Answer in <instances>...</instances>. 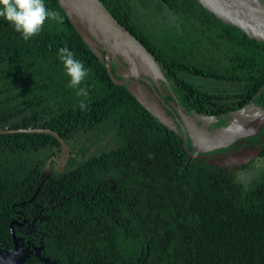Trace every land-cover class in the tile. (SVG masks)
<instances>
[{
  "label": "trees",
  "instance_id": "trees-1",
  "mask_svg": "<svg viewBox=\"0 0 264 264\" xmlns=\"http://www.w3.org/2000/svg\"><path fill=\"white\" fill-rule=\"evenodd\" d=\"M149 1L101 0L151 52L177 100L196 111L203 100L210 110V93L181 74L220 76L222 63L209 70L165 57L133 26L131 13ZM159 1L207 14L236 61L264 64L263 43L196 0ZM44 2L64 22L49 19L28 41L0 18V129H51L68 156L62 169L53 166L65 150L51 132H0V253L14 248L12 223L22 237L18 264H264V150L247 178L251 166H216L190 154L180 127L164 126L114 83L57 0ZM61 47L90 69L81 85L87 98L68 87Z\"/></svg>",
  "mask_w": 264,
  "mask_h": 264
},
{
  "label": "water",
  "instance_id": "water-1",
  "mask_svg": "<svg viewBox=\"0 0 264 264\" xmlns=\"http://www.w3.org/2000/svg\"><path fill=\"white\" fill-rule=\"evenodd\" d=\"M67 18L95 54L112 81L125 84L128 92L146 109L158 122L176 131L178 125L182 131L183 146L189 140L195 152L187 150L197 157H207V161L216 166L226 167L238 165L253 157L258 149L245 147L219 158L206 153L216 148L227 146L238 137L248 136L257 131L247 128L242 121L243 114L250 107L235 112L237 120L217 129H208L195 121L196 115L185 114L178 110L170 115L166 111L167 104L161 97V91L156 87L165 77L151 52L125 26H123L105 7L101 0H57ZM215 18L238 29L248 39L264 44V4L259 0H196ZM111 63L115 69H111ZM18 131H48L53 133L65 150L64 159L68 156V146L63 139L51 129L19 128L0 129V132L13 133ZM50 160H47L46 176ZM10 230L14 248L0 253V264H18L15 257L21 251L22 238L16 237L12 223Z\"/></svg>",
  "mask_w": 264,
  "mask_h": 264
},
{
  "label": "rangeland",
  "instance_id": "rangeland-1",
  "mask_svg": "<svg viewBox=\"0 0 264 264\" xmlns=\"http://www.w3.org/2000/svg\"><path fill=\"white\" fill-rule=\"evenodd\" d=\"M194 15L199 16L194 17ZM131 19L140 34L144 35L165 57L209 70H213V63L218 60L219 64L222 63L218 69L221 73L228 72L229 65L241 63L234 58L237 50L232 44L219 43V40L215 39L216 30L211 18L205 13L199 14V10L195 8L184 14L179 10L170 9L159 0H150L149 3L145 2L136 7L131 13ZM228 52L229 55H226ZM234 69L235 71L232 72L241 73L239 69ZM181 75L201 89L213 90L211 77L206 79L200 74L188 72H182ZM252 165L253 163L247 164L251 167L246 168L248 172L244 178L250 176L259 166H255L253 171Z\"/></svg>",
  "mask_w": 264,
  "mask_h": 264
},
{
  "label": "flooded vegetation",
  "instance_id": "flooded-vegetation-1",
  "mask_svg": "<svg viewBox=\"0 0 264 264\" xmlns=\"http://www.w3.org/2000/svg\"><path fill=\"white\" fill-rule=\"evenodd\" d=\"M259 1L264 4V0ZM233 66L236 70L239 69L241 73L232 72V70L235 71ZM233 66L229 65L228 72H223L220 76L214 75L211 78L213 80V90H205L210 93L211 100L208 101L211 105L210 110H207L208 106H206V102L203 100L199 101V103L206 106L205 111L204 106L203 110L196 111L188 109L184 103L179 102L164 74L165 80L156 89L157 91H161V97L167 104L165 108L167 113L170 115H173V112L178 114L177 108H179L185 114H195V121L208 129L221 128L232 121L234 122L237 120V117L234 115L235 112L249 106L250 110L245 111L242 121L244 120L243 123L246 122L247 128L253 127L257 131L248 136L235 138L227 146L216 148L206 153V155L211 154L213 157L219 158L245 147L258 149V152L248 161L238 165H229L244 166L252 161L259 163L257 157L264 150V64L249 67L241 62L240 64L235 63ZM62 161L63 159L55 160L53 166L57 168L60 165V169H62L64 164H62ZM17 237L22 238L21 236ZM19 244L21 245L22 242L20 241ZM15 258L19 259L17 256Z\"/></svg>",
  "mask_w": 264,
  "mask_h": 264
},
{
  "label": "clouds",
  "instance_id": "clouds-1",
  "mask_svg": "<svg viewBox=\"0 0 264 264\" xmlns=\"http://www.w3.org/2000/svg\"><path fill=\"white\" fill-rule=\"evenodd\" d=\"M0 18L10 23L25 41L39 35L49 19L58 24L64 22L59 12L46 7L44 0H0ZM58 57L70 78L68 87L76 89L77 96L87 98L89 92L81 85L88 77L90 69L85 68L84 63L67 47L58 50ZM79 107L86 110L88 105L81 100Z\"/></svg>",
  "mask_w": 264,
  "mask_h": 264
}]
</instances>
